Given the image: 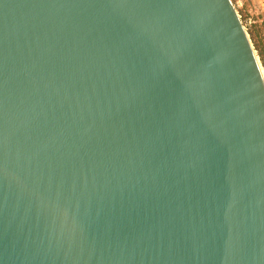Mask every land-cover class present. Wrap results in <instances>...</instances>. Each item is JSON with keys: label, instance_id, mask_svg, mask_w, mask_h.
I'll return each instance as SVG.
<instances>
[{"label": "water", "instance_id": "95a60500", "mask_svg": "<svg viewBox=\"0 0 264 264\" xmlns=\"http://www.w3.org/2000/svg\"><path fill=\"white\" fill-rule=\"evenodd\" d=\"M0 264H264L231 0H0Z\"/></svg>", "mask_w": 264, "mask_h": 264}, {"label": "rangeland", "instance_id": "374dc122", "mask_svg": "<svg viewBox=\"0 0 264 264\" xmlns=\"http://www.w3.org/2000/svg\"><path fill=\"white\" fill-rule=\"evenodd\" d=\"M264 71V0H231Z\"/></svg>", "mask_w": 264, "mask_h": 264}, {"label": "trees", "instance_id": "16d2710c", "mask_svg": "<svg viewBox=\"0 0 264 264\" xmlns=\"http://www.w3.org/2000/svg\"><path fill=\"white\" fill-rule=\"evenodd\" d=\"M263 65H264V63H263Z\"/></svg>", "mask_w": 264, "mask_h": 264}]
</instances>
